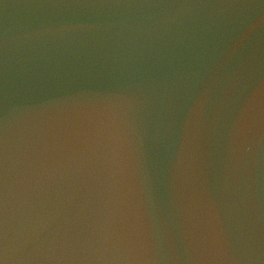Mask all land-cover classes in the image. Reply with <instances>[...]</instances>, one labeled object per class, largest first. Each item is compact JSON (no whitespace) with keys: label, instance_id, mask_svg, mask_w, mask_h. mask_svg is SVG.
<instances>
[{"label":"water","instance_id":"95a60500","mask_svg":"<svg viewBox=\"0 0 264 264\" xmlns=\"http://www.w3.org/2000/svg\"><path fill=\"white\" fill-rule=\"evenodd\" d=\"M0 264H264V0H0Z\"/></svg>","mask_w":264,"mask_h":264}]
</instances>
